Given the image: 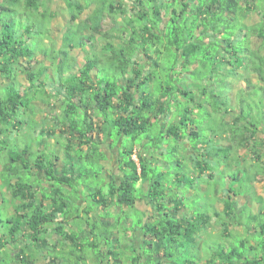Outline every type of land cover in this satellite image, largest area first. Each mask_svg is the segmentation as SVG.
Listing matches in <instances>:
<instances>
[{"label":"trees","instance_id":"obj_1","mask_svg":"<svg viewBox=\"0 0 264 264\" xmlns=\"http://www.w3.org/2000/svg\"><path fill=\"white\" fill-rule=\"evenodd\" d=\"M50 1L0 0V264H38L37 251L56 264H264V196L254 188L264 176V111L250 99L264 90V0H64L70 23L60 39ZM53 97L62 113L50 129L57 136L60 127L65 144L47 153L36 115ZM207 113L220 129L211 138L199 124ZM222 148L234 172L220 210L194 197L209 192L202 186ZM243 148L256 163H245ZM86 149L112 172L109 190H89L93 203L75 189L86 168L74 152ZM212 210L220 240L231 239V221L244 236L197 261ZM136 230L139 246H124ZM55 231L65 247L51 245Z\"/></svg>","mask_w":264,"mask_h":264},{"label":"rangeland","instance_id":"obj_2","mask_svg":"<svg viewBox=\"0 0 264 264\" xmlns=\"http://www.w3.org/2000/svg\"><path fill=\"white\" fill-rule=\"evenodd\" d=\"M50 6L52 10L57 11V17L54 19L53 24H54V29H53V33L55 34L57 39L62 38L63 32L65 30V27L70 23L69 19H70V12L69 9L67 8L65 1L64 0H51L50 1ZM111 21L109 19L106 20V27L110 28L111 27ZM51 26V25H50ZM52 32V31H51ZM90 47V46H89ZM80 54V61L83 60V56L85 55V52L81 51L79 52ZM145 60L148 61L147 57H144ZM18 80L22 83H24V78L23 77H19ZM58 84V83H57ZM57 86V85H56ZM55 86V87H56ZM241 97L243 99L249 98L246 95H241ZM254 98V99H253ZM251 101L254 102V105L256 106V111H260V114H263L261 112L264 111V109L261 108L263 101H264V90L261 89L259 86H257L256 89H254V93H252V96L250 97ZM49 103L48 104H38V108H37V115H36V120L38 122V132L41 131L43 128L47 129V133L45 135V143L48 144L50 147V149H47V153H50V151H52L53 149H57V151L59 150V152L62 150L63 148V143L65 144V140L59 139L58 135H61V132L59 130L60 127H56L58 130L57 132V136L54 134V132H51L50 127H55V123H56V119L61 117V110H60V101L58 100V98H48ZM263 107V106H262ZM260 109V110H259ZM264 115V114H263ZM200 117H203L202 119H200V126L202 127V134L203 136L208 135V137H212V130H214V133L217 131L219 132L220 129L213 127L214 126V120L212 119V116L210 117V114L207 113L206 117L204 118L203 115H201ZM27 133L30 130H26ZM213 133V134H214ZM219 135V134H218ZM31 136H22L21 137V142L23 141L24 143H26L28 139L32 140V142H36L38 141V137H35V139ZM40 138V137H39ZM41 140V138H40ZM59 140H61L63 143H59ZM124 142H127V139L124 140ZM215 142V141H214ZM117 145H119V142L117 143ZM224 144H222V147ZM227 146V145H225ZM55 147V148H54ZM216 147V146H214ZM87 148V147H85ZM107 149V147H106ZM232 150V149H231ZM110 157L112 159V165L113 168H115V171L117 170L116 168V163H117V157L119 156L117 151L114 149L113 151L110 150V148L108 149ZM171 150H169L170 152ZM173 152H177L175 150H173ZM228 151L225 149H221L219 151V156L220 157H216L212 160V170L215 172L216 176L214 179L208 181L207 183L209 184V187L207 184L203 185L202 188L204 190L208 189L207 191L209 192H203L200 193L197 197H194V195L192 197L195 198V201L198 199H201L202 201L204 200V202L209 206L210 202H213L214 199L216 201V206L218 209H223L224 208V204H223V194L227 193L225 191L226 186L228 185V183H226V174H230L232 175L234 170L232 169V167L230 165L227 164L225 157V154ZM243 155H245L246 159L244 158V161L246 164H254L257 162L256 159V155L254 154V152H252V150H247L246 148H243L242 150ZM179 154V152H177ZM261 153H264V148H262ZM61 155V153H59ZM76 154L81 157L83 156V162L78 164L77 167H84L86 168V170H82L81 171V175H80V179L78 182H80L81 185H75L77 186L75 189L79 190L78 192L81 194L84 198L85 201H87V203H93L92 198H90L88 196L89 190H91V188L93 186L98 187V186H102L103 189L105 191L109 190L110 188V182H108L107 178H110L112 175L111 169H110V165H108L107 161L108 159H104L103 161H99L98 158L100 156V152L97 150V152L94 149H91L90 151H88V149L86 150H82V151H78V152H74V156H76ZM175 157V155H174ZM235 156H232L230 158L234 159ZM134 158L136 160H138V157L135 155ZM176 158V157H175ZM237 158H235L236 160ZM234 160V161H235ZM229 161V160H228ZM3 163V162H2ZM229 163V162H228ZM234 163V162H233ZM225 165V166H224ZM88 168H91L88 170ZM237 168H238V164H237ZM61 169V163L58 165L57 167V171L58 173H61L60 171ZM99 171L101 173H99ZM39 175L41 177H43V172H39ZM1 178V177H0ZM119 178V177H117ZM231 180V179H230ZM244 181L246 182V186L244 184ZM254 188L256 193L263 195L264 196V176H260L258 178H254ZM249 180H246V176L242 179H240L238 181V184H244V186L246 187L245 190H243V193H247L250 190L249 187ZM143 183H141L142 185ZM50 186V184H49ZM74 188V187H73ZM195 192V190H193ZM76 191L74 189H71L67 194H73V196L76 194ZM7 194V193H6ZM72 196V198H73ZM75 197V196H74ZM86 197V198H85ZM250 198L248 194L244 195L242 194L240 197H238V200H240L241 203H245L247 201V199ZM249 200V199H248ZM138 200V204L139 205H143L142 201ZM256 201V199H255ZM190 203L193 207H195V204L193 202V199L190 200ZM189 203V206H190ZM209 203V204H208ZM251 203V202H249ZM248 203V205H249ZM255 203L252 202L249 205V208L252 209V211L254 213H256V211L258 210L257 206H254ZM244 206H246V204H244ZM254 207V209H253ZM126 209H128L127 207H125ZM213 209V208H212ZM250 209L248 210V212L243 216V219L247 220V217L251 215V211ZM128 213H131L130 210H127ZM111 214L113 215V217H117L119 215H122V211H115V210H111ZM125 214V213H124ZM212 224L209 226V228H207L206 230H203V232L199 235V240L202 242H206L209 241L210 245H206V247L204 249H208L206 251H202V253L200 252V250H202L201 248L197 247L195 248V258L197 259V261H199V259L202 256H206V257H211V254L216 251L215 249L221 250L222 247H218L219 244L223 247H232V246H236L239 244V239H241L244 235L240 232H235L237 231V225H236V221H231L233 223V225L231 226V228L229 229L230 232L233 233V235L230 236L231 239H229V241L224 242L223 240H220L219 238L222 237V235H220L221 231H222V225L220 222V218H217L214 214V211L212 210ZM130 234L134 237L131 239H128V241H125L124 246L127 244H134L135 247H138L140 242H141V231L140 230H136V231H130ZM49 240L51 245L52 244H56L59 247H65V245H61V235L58 232H52L49 235ZM133 241V242H132ZM205 246V245H204ZM209 246L212 248H209ZM188 254V253H186ZM201 255V257H200ZM3 256V255H2ZM6 257V256H4ZM36 258L38 259V264H56L54 263L51 258L49 256H47L46 251H37L36 252ZM14 260V257H10V258H5L3 259L5 264H9L10 260ZM205 259V260H203ZM202 260V264H209L208 260L206 258H203ZM19 264V263H17ZM117 264H132L130 261L124 260V261H119L117 262Z\"/></svg>","mask_w":264,"mask_h":264},{"label":"crops","instance_id":"obj_3","mask_svg":"<svg viewBox=\"0 0 264 264\" xmlns=\"http://www.w3.org/2000/svg\"><path fill=\"white\" fill-rule=\"evenodd\" d=\"M6 197L9 199V208H8V212L9 213H14L15 212V209H14V206H13V204L11 203V200H10V196L8 195V194H6ZM203 232V231H202ZM202 232H200V234L202 233ZM201 243H200V246L201 247H199V248H202V247H204V245H205V243L206 242H202V241H200ZM204 257H205V255H204ZM203 260H205V259H203ZM202 260V261H203ZM201 261V262H202ZM202 264V263H201Z\"/></svg>","mask_w":264,"mask_h":264}]
</instances>
